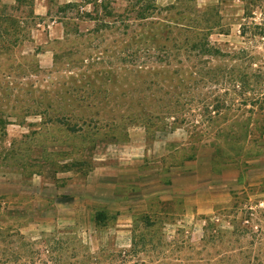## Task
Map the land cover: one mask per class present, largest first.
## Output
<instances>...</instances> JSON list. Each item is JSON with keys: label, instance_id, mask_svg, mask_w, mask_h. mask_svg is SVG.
Listing matches in <instances>:
<instances>
[{"label": "rangeland", "instance_id": "rangeland-1", "mask_svg": "<svg viewBox=\"0 0 264 264\" xmlns=\"http://www.w3.org/2000/svg\"><path fill=\"white\" fill-rule=\"evenodd\" d=\"M0 264H264V0H0Z\"/></svg>", "mask_w": 264, "mask_h": 264}, {"label": "trees", "instance_id": "trees-1", "mask_svg": "<svg viewBox=\"0 0 264 264\" xmlns=\"http://www.w3.org/2000/svg\"><path fill=\"white\" fill-rule=\"evenodd\" d=\"M221 150V148H218ZM104 215V212H98L96 215L97 220H101L102 216Z\"/></svg>", "mask_w": 264, "mask_h": 264}]
</instances>
